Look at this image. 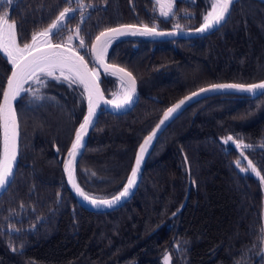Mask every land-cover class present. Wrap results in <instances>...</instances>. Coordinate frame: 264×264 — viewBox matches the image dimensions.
Here are the masks:
<instances>
[{
    "label": "trees",
    "instance_id": "1",
    "mask_svg": "<svg viewBox=\"0 0 264 264\" xmlns=\"http://www.w3.org/2000/svg\"><path fill=\"white\" fill-rule=\"evenodd\" d=\"M211 2L175 0V14L163 18L155 0H0V14L16 23L23 44L81 4L51 39L66 45L74 37L69 46L93 68L86 52L105 28L194 29ZM106 60L132 72L141 96L125 114L101 112L89 134L76 181L97 199L122 190L139 144L169 106L201 87L264 80V3L238 0L226 23L199 38L115 40ZM11 67L0 52V100ZM49 81L36 86L44 100L25 92L15 104L19 163L0 195V264H161L166 255L170 264H264V180L248 164L264 176V95H216L186 107L157 137L132 198L95 213L78 204L62 171L85 95ZM100 86L111 98L119 82L100 73Z\"/></svg>",
    "mask_w": 264,
    "mask_h": 264
},
{
    "label": "snow or ice",
    "instance_id": "2",
    "mask_svg": "<svg viewBox=\"0 0 264 264\" xmlns=\"http://www.w3.org/2000/svg\"><path fill=\"white\" fill-rule=\"evenodd\" d=\"M155 2L159 6L161 16L168 17L170 14H175L173 11L175 0H155ZM233 3L234 0H212L210 4L211 10L202 17V24L196 28V32L204 33L219 29L223 23H226L227 18L230 16V6ZM74 14V9L64 8L49 28L31 35V43L25 42L23 44L18 42L16 23L14 21L10 22L7 12L0 14V52L5 55V58L12 65L11 75L6 81L7 87L2 90L3 103L0 104V121H2L3 126V156L0 157V190L8 187L14 179L13 168L18 156L19 125L17 114L13 107V101H16L25 92H31V95L37 100L45 99L44 94L38 90L25 88V84L29 81L40 84L41 88H46L50 82L48 78H52L56 82L67 83L70 87L72 85H79L82 88L80 93L82 98L86 94L87 115L83 117L82 123L79 124L78 129L75 131V138L71 143V148L67 152V163L64 165V168L78 195L85 202L95 207H113L122 198H127L130 195V190L136 184L137 174L148 145L157 135V131L160 130L161 125L173 113H176L186 101L191 100L201 93L225 89L253 94L259 91L260 95H264V82L247 85L221 83L201 87L198 92H193L191 96L181 99L163 113V119L144 138L143 143L139 145L138 154L135 158V166L131 169L130 176L122 186V190L111 198H93L80 188L72 178L75 173L77 157L80 156L82 159L84 150H86L85 135L88 129L95 125L94 117L97 115L96 109L100 107L97 101L103 98V93L100 88V72L97 69L102 67L106 76H118L123 89L122 97L115 100H104V104L116 110L130 106L134 103V97L136 95V79L132 72L127 71L125 68L105 62L108 47L115 38L126 35L158 36L165 35V33L157 31L156 27H149L147 24L140 27L134 24H123L114 28H108L95 36V43L86 52L96 65V67L90 68L84 56L80 55L78 51L62 43H53L51 39L52 36H60L63 30L61 27L63 22L66 18L71 20ZM176 27H179V25ZM20 31L21 33L23 32L22 26ZM167 34L175 35L176 33L172 32ZM21 39H24V37L21 36ZM71 40L72 36H68V41L71 42ZM79 44L83 49L84 40L81 39ZM230 141H233V137L229 135L224 143L227 144ZM234 145L237 148L251 147V145H244L242 140L234 141ZM237 164H239V161H237ZM248 164L251 166V171L259 176L261 180H264V176L257 171L256 167L252 165V162L248 161ZM241 171H247V169H241ZM164 260L165 264H169L170 257L166 255Z\"/></svg>",
    "mask_w": 264,
    "mask_h": 264
},
{
    "label": "water",
    "instance_id": "3",
    "mask_svg": "<svg viewBox=\"0 0 264 264\" xmlns=\"http://www.w3.org/2000/svg\"><path fill=\"white\" fill-rule=\"evenodd\" d=\"M237 1H238V0H234V3L230 6V13H231V11H232V9H233V7H234V5H235V3H236ZM254 1H257V2H260V3H264V0H254ZM227 19H228V18H227ZM223 24H224V23H223ZM223 24H222V25H223ZM199 26H200V25H199ZM199 26H198V27H199ZM114 27H117V26L107 27V28H105V29L102 30V31H105V30L108 29V28H114ZM138 27H140V26H138ZM198 27H197V28H198ZM219 28H220V27H219ZM215 30H217V29H214V30H212V31H207V32H204V33H198V32H196V28H194V29L157 30V31H160V32L165 33V35H158V36H141V35H135V36H133V35H126V36H123V37L115 38V39L111 42V44H112L115 40L128 39V38L143 39V40H147V41H151V42H164V41H171V40H177V39L189 40V39H194V38H199V37H203V36L209 35V34L213 33ZM102 31H100V32H102ZM100 32H99L98 34H96V36L99 35ZM172 32H175L176 34H175V35H169V34H167V33H172ZM94 43H95V37H94V39H93V41H92V43H91V46H92ZM91 46H90V48H91ZM110 46H111V45H110ZM70 47H71V46H70ZM71 48H72V47H71ZM72 49L75 50L74 48H72ZM75 51H76V50H75ZM80 55H81V54H80ZM85 60H86V59H85ZM90 60H91L92 65H93L94 67H96V65L94 64L93 60H92L91 58H90ZM86 61H87V60H86ZM105 62H106V63H109V62L106 60V57H105ZM110 64H111V63H110ZM88 65H89V63H88ZM114 65H115V64H114ZM117 66H118V65H117ZM89 67L91 68L90 65H89ZM119 67H120V66H119ZM122 68H123V67H122ZM97 70H98L101 74L105 75V73H104L102 67H101V68H98ZM126 70H127V69H126ZM11 71H12V67H11V69H10V72H9V74H8V77L11 75ZM127 71H128V70H127ZM107 76H110V77H113V78L117 79L118 82H119V85L121 84V83H120V79H119L118 76H112V75H107ZM133 76H134V75H133ZM8 77H7V78H8ZM135 79H136V78H135ZM6 81H7V79H6ZM261 82H264V80L261 81ZM258 83H260V82H258ZM218 84H221V83H218ZM224 84H228V83H224ZM6 87H7V84L5 83L4 88H6ZM205 87H207V86H205ZM100 88H101V86H100ZM101 91H102V93H103V98L100 99L99 101H97V102L100 104V107L96 109V114H97V115H96V117H94V121H95V123H96L97 117L99 116V114H100L101 112H107V113H110V114H113V115H120V114H125V113H127V112L133 110V109L136 107V105H137V103H138V101H139V99H140V96H141L140 86H139L138 81L136 80V95H135V97H134V103L131 104L130 106H126L125 108H123V109H121V110H116V109H114L113 107L104 104V100H110V99L113 100V98H112V97H111V98H107V97L104 95V92H103L102 88H101ZM198 91H199V89L196 90V91H194V92H198ZM192 93H193V92H192ZM192 93H190V94H188V95L182 97L181 99H184V98L187 97V96H191ZM226 94L249 95V96H253V97H258V96H260L259 91H257V93H255V94H253V93L242 92V91H238V90H228V89H225V90H214V91H209V92H207V93H201L200 95H198V96H196V97H193L191 100L186 101L185 104L182 105L181 108L178 109L176 113H173V115H172L171 117H169V119H168L167 121H165V123H164L163 125H161L160 130L157 131V135L153 138L152 142H151V143L148 145V147H147V151L145 152V154H144V158H143V160L141 161V167H140V170L138 171V174H137V181H136V184H135V185L133 186V188L130 190V195H129L127 198H122V200H121L119 203H117L115 206H113V207H95V206H92V205H90L89 203L85 202V201H84V200L78 195L76 189L73 187V183L70 182V180H69L68 173L65 171V168H64V165L67 163V153H66V155H65V157H64L63 165H62V171H63V175H64L65 183H66V186H67L68 190L70 191V193L72 194V196L76 199V201L78 202V204H79L82 208H84L85 210L90 211V212H95V213L110 212V211H113V210H115V209H117V208L123 206L127 201H129V200L132 198V196H133L134 193L136 192V190H137V188H138V185H139V182H140V179H141V176H142V172H143V169H144V166H145L146 160H147V158H148V156H149V154H150V151L152 150V147L154 146L157 137H158L159 134H160V133L166 128V126H167V125H168V124H169V123H170V122H171V121H172L177 115H179V114H180V113H181L186 107H188L189 105H191V104H193V103H195V102H197V101H199V100H201V99L207 98V97L216 96V95H226ZM18 98H19V97H18ZM18 98H17V100H18ZM85 99H86V100H85V102H86V108H85V114H84V116L87 115V98H86V94H85ZM181 99H180V100H181ZM17 100H16V101H13V107H14V109H15V104H16ZM180 100H178V101L175 102L174 104L178 103ZM2 103H3V97L1 96L0 104H2ZM174 104H172V105L169 106V107H172ZM169 107H168V108H169ZM168 108H167V109H168ZM167 109H166V110H167ZM166 110H165V111H166ZM15 111H16V109H15ZM165 111H164V112H165ZM164 112H163V113H164ZM16 114H17V113H16ZM17 119H18V117H17ZM162 119H163V114L161 115V117H160V119L158 120V122L156 123V125L159 124L160 120H162ZM81 123H82V122H81ZM18 125H19V122H18ZM156 125H155V126H156ZM155 126L153 127V129L155 128ZM78 127H79V126H78ZM78 127H77V129H78ZM92 128H93V127H90V128L88 129L86 135H85V142H86V143H87V139H88V137H89V134H90ZM77 129H76V130H77ZM153 129H152V130H153ZM152 130H151V131H152ZM18 131H19V136H18V156H17L16 164L14 165V168H13L14 175H15V173H16L17 165H18V163H19V138H20V130H19V127H18ZM151 131L149 132V134L151 133ZM0 133H1V141H2V153H1V157H2V156H3V126H2V121H0ZM149 134H147L145 137H147ZM145 137H144V138H145ZM74 138H75V134H74ZM74 138H73V141H74ZM143 140H144V139H143ZM143 140L141 141V143H143ZM73 141H72V142H73ZM141 143H140V144H141ZM140 144H139V145H140ZM70 148H71V145H70L69 149H70ZM69 149H68V150H69ZM138 150H139V146H138V148H137V150H136L135 158H136V156H137V154H138ZM67 152H68V151H67ZM135 158H134L133 167L135 166ZM79 159H80V156L77 157V161H76V163H75V173H74V176H73V178H72L73 181H75L76 184H77V181H76V167H77V163H78ZM133 167H132V168H133ZM129 176H130V175H129ZM11 182H12V181H11ZM10 184H11V183H10ZM10 184H9V186H10ZM9 186H8V187H9ZM8 187H6L4 190H0V195H2V194L8 189Z\"/></svg>",
    "mask_w": 264,
    "mask_h": 264
},
{
    "label": "rangeland",
    "instance_id": "4",
    "mask_svg": "<svg viewBox=\"0 0 264 264\" xmlns=\"http://www.w3.org/2000/svg\"><path fill=\"white\" fill-rule=\"evenodd\" d=\"M1 1H9V0H1ZM74 1H76V2H80V0H74ZM82 5L81 4H79V5H77V6H75V7H66V8H71V9H74V10H76V9H79L80 7H81ZM156 7H157V12H158V15L159 16H161V14H160V11H159V6L156 4ZM211 10V8H209V10L208 11H210ZM63 11V10H62ZM207 11V12H208ZM207 14V13H206ZM205 14V15H206ZM59 15V14H58ZM171 15V14H170ZM169 15V16H170ZM168 16V17H169ZM161 17H163V16H161ZM57 18V17H56ZM56 18L54 19V21L56 20ZM163 18H167V17H163ZM66 20H67V18L65 19V21L63 22V24H62V26H64V24H65V22H66ZM11 22V21H10ZM51 25V24H50ZM49 25V26H50ZM49 26L48 27H46L45 29H47V28H49ZM61 26V27H62ZM45 29H43V30H41L40 32H42V31H44ZM39 33V32H38ZM37 34V33H36ZM73 40H74V37H72V40H71V42H69L68 41V38L65 40V43H66V45H71L72 43H73ZM31 43V42H30ZM2 53V52H1ZM3 54V53H2ZM4 55V54H3ZM5 56V55H4ZM9 62V61H8ZM9 64H10V62H9ZM11 65V64H10ZM12 66V65H11ZM57 75H58V73H57ZM48 79H51V78H48ZM37 85H40V84H38V83H35V82H33V81H29L27 84H25V88H30V89H32V90H36V86ZM29 94H31V92H28ZM23 94V93H22ZM21 94V95H22ZM122 95H123V89H122V85L120 84L119 85V87H118V89H117V91H115L114 93H113V95H112V98L114 99L116 96H121L122 97ZM31 98H32V100L33 101H39V100H37L36 98H34L32 95H31ZM93 198H96L95 196H92ZM263 221H264V215H263ZM263 241H264V223H263ZM263 254H264V245H263ZM164 258H165V256L164 257H162V259H161V264H165V260H164ZM169 264H170V261H169Z\"/></svg>",
    "mask_w": 264,
    "mask_h": 264
},
{
    "label": "bare ground",
    "instance_id": "5",
    "mask_svg": "<svg viewBox=\"0 0 264 264\" xmlns=\"http://www.w3.org/2000/svg\"><path fill=\"white\" fill-rule=\"evenodd\" d=\"M190 40V39H189ZM111 45V44H110ZM110 45H109V47H110ZM109 47H108V49H109ZM119 97H121V96H116L113 100H115V99H117V98H119Z\"/></svg>",
    "mask_w": 264,
    "mask_h": 264
}]
</instances>
